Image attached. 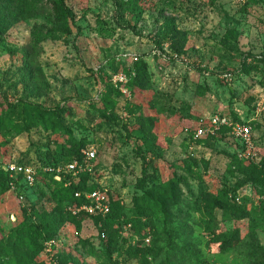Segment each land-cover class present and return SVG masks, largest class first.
<instances>
[{
  "label": "rangeland",
  "instance_id": "1",
  "mask_svg": "<svg viewBox=\"0 0 264 264\" xmlns=\"http://www.w3.org/2000/svg\"><path fill=\"white\" fill-rule=\"evenodd\" d=\"M65 4L73 19L63 32L40 20L0 27V114L14 105L11 124L0 127V169L8 161L31 165L46 156L72 155L67 149H93V182L111 199L128 209L133 196L172 181L180 201L198 203L218 222L212 235L193 227L201 261L248 264L241 251L220 247L232 229L243 236L251 228L247 220H224L217 197L221 189L232 190L227 198L235 204L262 209V227L246 241L264 248V188L236 163L264 159V0ZM35 46L33 69L22 57ZM119 72L127 77L125 93L112 82ZM105 104V112L97 111ZM29 106L62 111L58 122L45 127L30 120ZM214 115L249 125V148L230 130H208L194 138ZM4 182L0 175V264H25L33 249L21 242L22 230L57 223L59 205L53 186L33 185L21 199L11 189L12 180L9 189ZM161 224L157 216L153 229L141 235L143 245L158 238L154 249L164 255L168 247ZM130 230L131 225L128 238ZM96 233L87 218L79 230L66 228L61 237L81 263L137 264L133 257L113 263L75 244L78 238L97 242Z\"/></svg>",
  "mask_w": 264,
  "mask_h": 264
},
{
  "label": "trees",
  "instance_id": "2",
  "mask_svg": "<svg viewBox=\"0 0 264 264\" xmlns=\"http://www.w3.org/2000/svg\"><path fill=\"white\" fill-rule=\"evenodd\" d=\"M68 19H73V13L65 4V0H0V27L4 26L6 29L22 21L40 20L49 24L54 31L63 32L68 25ZM35 49L36 46L34 49L26 48L22 57L25 65L33 69L36 66ZM139 85L141 86L140 83ZM6 107V112L0 114V127L11 124L10 117L14 105ZM107 107L108 105L105 104L102 109L99 107L97 111L105 112ZM61 111L58 108L51 111L41 110L37 106H29L27 109L30 120L45 127L52 121L58 122ZM38 112L42 114V117H38ZM228 131V127H222L217 133L224 134ZM67 151L72 155L58 159L46 156L45 161L31 165L35 167L57 166L82 157L79 149H76L74 153L73 149H67ZM17 163L29 165L22 161H17ZM236 163L241 170L255 177L257 184L264 188V177H262L264 159L258 164L249 160L248 157L238 158ZM93 171L92 173L84 172L75 177L64 173L61 181H56L52 174L38 172L34 187L37 189L43 185L53 186L52 198L56 199L59 205L58 221L57 223L47 222L37 227H28L26 232L24 229L22 230L21 242L33 249L32 256L25 264H47L44 242L53 238H58L60 242H63L62 237L66 228L70 227L74 231L80 229L82 220L88 217L83 213L73 215L67 210V207L69 205L79 206L85 202L84 196L79 198L74 196L76 192L84 195L98 187L93 182L97 168H93ZM0 175L5 177V187L9 189V174L4 169H0ZM29 188L20 183L17 195L23 194ZM231 191L221 189L220 195L217 197V200L223 204L222 216L224 220H247L251 231L262 227V209L260 207L248 209L235 204L227 198L228 192ZM175 193L172 181H168L161 188L150 186L144 189L140 195L132 197V204L128 209L108 196L110 212L104 217L99 215L92 218L98 231L105 233V238L101 239L98 235L96 236L97 242L91 238H78L75 244L89 246L90 252L106 256L113 263L133 257L137 264H205L201 261L200 249L193 241L195 232L193 227L199 226L208 235H212L218 222L211 212L201 209L198 203L193 205L180 201ZM126 210L130 214L129 216L126 215ZM195 215H197L196 218ZM157 216L162 217L160 235H163L167 240L168 250L164 255L154 249L158 238H154L152 242L150 238L148 245L142 244L144 236L141 234L145 230L153 229ZM128 224L131 225L130 231L133 233L130 238L126 234L127 230L126 232L124 230ZM251 231L242 236L239 228L232 229L231 235L221 242L220 247L241 251L248 260V264H264V248L246 241L248 238L252 239ZM136 236L141 238L136 245H133L131 240ZM66 247L67 244L63 242V245L59 244L54 248L59 264H86L77 261Z\"/></svg>",
  "mask_w": 264,
  "mask_h": 264
},
{
  "label": "built area",
  "instance_id": "3",
  "mask_svg": "<svg viewBox=\"0 0 264 264\" xmlns=\"http://www.w3.org/2000/svg\"><path fill=\"white\" fill-rule=\"evenodd\" d=\"M112 82L116 86L119 85L118 87L123 93L126 92V90L124 89V85L127 82V77L124 73H116L112 77ZM208 124L209 125H201L193 133L194 138L198 139L202 136L203 133L208 130L218 131L222 127H228L231 131V134L239 139L241 143H243V145H246V147L249 148L251 144V128L249 125L245 123L232 122L226 117L219 115L211 116ZM81 153V159H74L57 166L46 165L42 167H35L33 165H24L13 161H8L3 166V169L9 174V177L12 180V182L10 183L11 189L14 190L17 194V180L19 179L20 183H23L27 187H32L36 182V177L39 171L52 174L56 181H61L62 174L64 173L73 177L84 172L92 173L93 166L90 165V162L95 158V151L93 149H90L86 151L83 150L81 151ZM107 192V189L103 185L98 186L96 189L90 192H86L84 195H82V193L80 192H76L74 196L77 198L84 196L85 202L80 204L79 206L69 205L67 207V210L73 215H78L80 213L85 214L95 227L92 218L99 215L104 217L110 212L109 197ZM18 196L23 199L22 194H19ZM129 226V224L126 225L124 229L125 232ZM95 229L97 231L96 236L100 235L101 239L105 238L104 232H99L97 227H95ZM74 234L78 235V233ZM146 241H149V239ZM59 244L60 240L58 238H53L44 242V252L47 264H59L54 252V248L59 246Z\"/></svg>",
  "mask_w": 264,
  "mask_h": 264
}]
</instances>
